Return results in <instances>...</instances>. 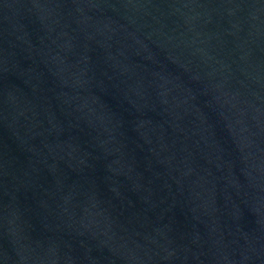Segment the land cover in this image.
<instances>
[{"label": "water", "instance_id": "obj_1", "mask_svg": "<svg viewBox=\"0 0 264 264\" xmlns=\"http://www.w3.org/2000/svg\"><path fill=\"white\" fill-rule=\"evenodd\" d=\"M0 264H264V0H0Z\"/></svg>", "mask_w": 264, "mask_h": 264}]
</instances>
